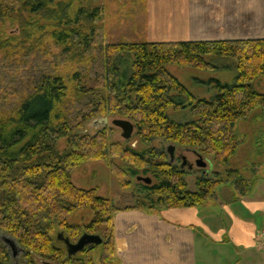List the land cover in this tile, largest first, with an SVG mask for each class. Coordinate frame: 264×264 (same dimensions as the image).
Wrapping results in <instances>:
<instances>
[{
	"label": "trees",
	"instance_id": "16d2710c",
	"mask_svg": "<svg viewBox=\"0 0 264 264\" xmlns=\"http://www.w3.org/2000/svg\"><path fill=\"white\" fill-rule=\"evenodd\" d=\"M50 2L0 0V23L15 13L39 16ZM93 16L97 23L98 12ZM78 21L67 15L66 22L54 25L51 37L56 46L62 45L54 62L42 61V48L30 50L23 56L25 66L31 56L38 57L29 70L23 67L19 81L9 75L8 80L0 78V90L22 102L0 105V236L16 241L23 254L19 262L0 239V264H97L96 246L69 257L66 247L57 243L60 234L72 243L80 237V227L69 219L82 209L94 214L87 230L103 239L100 264H115L113 218L121 210L95 190L78 189L71 180L72 172L88 161L117 158L136 172L152 174L157 185L140 183L141 193L151 201L157 198L165 209L202 207L224 184L243 197L251 190L241 173L232 170L211 178L202 175L196 192H190L184 170L171 164L166 148L158 153L150 147L170 144L178 152L196 151L220 166L228 165L241 145L238 123L257 110L264 113V95L253 87L255 80L264 78V41H139L106 46L98 28L89 34L73 29ZM12 54L3 60L17 56ZM207 58L231 60L238 72L232 84L212 82L217 93L212 99L196 98L167 71V66L213 70ZM69 62L79 65L71 89L59 73ZM170 110H190L199 121L176 123L169 118ZM115 115L135 124L147 150L136 153L110 145L106 132L95 137L81 133L91 122ZM61 139L68 144L64 155L56 150ZM145 208L139 203L133 210Z\"/></svg>",
	"mask_w": 264,
	"mask_h": 264
},
{
	"label": "crops",
	"instance_id": "0c3cea01",
	"mask_svg": "<svg viewBox=\"0 0 264 264\" xmlns=\"http://www.w3.org/2000/svg\"><path fill=\"white\" fill-rule=\"evenodd\" d=\"M146 13L144 41L148 43L156 40L157 33L167 36L165 41L159 39L162 43L264 41V0H147ZM206 62L214 69L195 70L212 76L194 77L195 86L213 91L214 96L213 81L235 82V62L219 58ZM221 70L232 72V78L216 75ZM254 90L264 95V88ZM243 138L224 173H241L251 184L246 197L225 184L202 207L117 212L113 218L115 264H264V161L259 160L260 152L243 156Z\"/></svg>",
	"mask_w": 264,
	"mask_h": 264
},
{
	"label": "rangeland",
	"instance_id": "374dc122",
	"mask_svg": "<svg viewBox=\"0 0 264 264\" xmlns=\"http://www.w3.org/2000/svg\"><path fill=\"white\" fill-rule=\"evenodd\" d=\"M16 1L17 0H7V2H14V4ZM146 10L147 0H51L48 5V10L45 11L46 13L40 14L39 16H35L36 14H34L32 17L25 12L9 15L0 23V78L2 80H8L7 76L9 75L12 78L15 77V81H19L18 77L23 73V67H27L29 70L31 67L30 62L33 63L35 58L38 57L35 55L31 56L30 61L26 60L28 65L25 66L24 61H22L25 60V57L23 58V56L27 55L30 50H38V48H42V61H48L50 63L54 62L55 57H58L60 54L62 45H55L51 33L56 31L53 27L58 24L57 21L60 22L61 20L63 23L66 22L67 15L72 19H79L77 26L72 27L73 29L76 28L78 32L82 31L84 34H89L88 32L94 28H98L104 38V44L107 46L120 43L139 42L144 41V39L146 40ZM96 12H98L100 16V20L97 23L95 22L96 17L93 16ZM156 35L157 38L156 40H153L152 43H162L159 39H162L161 37H163V41H165L164 39L167 37L162 36L164 34L158 35L157 33ZM47 47H50V55L46 51ZM7 54L17 56L4 61L3 59H5V55ZM84 63L86 62L84 61ZM215 64H217V62H215ZM11 67L13 69H10ZM78 67V64L72 62L66 64L63 63L60 67L59 73L63 76L64 82L70 87V89L73 87L71 78L76 74ZM167 71L172 76L178 78L181 83L193 91L198 97L212 99L213 91H206L203 88L195 86L193 82L194 77L196 76H202L203 78L208 79L212 75L201 73L193 68H182L178 66H167ZM216 75L227 80L232 78V72L226 70H221ZM259 80L260 78L255 80L253 86L263 89L264 82ZM0 91L1 106H4L5 104L10 105L12 103H17L18 106H20L22 103L14 96H9L5 90ZM168 115L169 118L176 123H193L199 121L192 116L190 110L179 113L170 110ZM101 119L104 118H99V120L97 119L88 124L81 133L95 137L102 132H106L110 145H120L124 149L136 153H143L147 150V146L138 139L137 130L130 141H125L122 138V131L113 125L115 120L130 121L129 119L118 115L109 116L106 117L108 122L106 126L102 124L103 120ZM239 124L240 123H238V125ZM240 128L239 134L238 131H236L237 135L241 136L239 140L244 137L242 141L246 144L242 151L243 156L251 157V155H256L257 152H260L258 154L260 155L259 160L264 161L263 111L259 110L257 113L251 114L246 120L242 121ZM169 145L170 144L163 145L161 143H156L150 148L156 149L158 153H162V151H165V148L167 150ZM56 150L60 155H64L68 152L67 139H61L57 142ZM178 150L180 149L178 148ZM183 157H186L188 162L195 167L197 157L193 154H185L181 152L176 155L174 166L180 168L183 165ZM203 159L205 161H210L213 164L212 170L211 167L208 166L210 178L216 172L224 174V166L216 164L212 158L204 157ZM133 172H136L134 167L117 158H110L107 162L103 160H92L74 170L71 174V180L78 189L85 191L95 190L98 196L109 200L113 203L116 209L119 210L134 209L139 203H142L146 207L143 209L145 211L158 213L161 210H165V208L158 206L157 198H153L151 201L145 198V195L141 193L142 189L139 186L140 182H138L137 178H151L153 180L152 186L154 187L157 185V182L153 175L145 174L144 171L136 172L138 174L134 175ZM184 172L186 174L185 180L188 185V190L190 192H196L197 181L202 177L201 171L196 168L191 172L186 167ZM93 221L94 214L88 209L79 210L70 217L69 223L80 227L82 233L75 243H77L84 234L96 235L87 230ZM0 239L11 250L16 260L21 262L23 254L16 241L5 235L0 236ZM8 241H10L15 247L12 248V244ZM57 243L59 247H65L61 240L58 239ZM102 255L103 247H96L93 253V259L97 264H100ZM39 264L45 263L40 262Z\"/></svg>",
	"mask_w": 264,
	"mask_h": 264
},
{
	"label": "water",
	"instance_id": "95a60500",
	"mask_svg": "<svg viewBox=\"0 0 264 264\" xmlns=\"http://www.w3.org/2000/svg\"><path fill=\"white\" fill-rule=\"evenodd\" d=\"M102 124L106 126L108 124L107 120H103ZM113 125L120 129L122 131V138L125 141H130L136 131L135 125L131 121L127 120H115L113 122ZM176 147L174 145H169L167 147V153L170 156L171 164L175 163L176 161ZM182 152H186L189 154H193L197 157V161L195 162V167L201 171L202 175H208V166L211 167L210 161H205L203 157L198 155L196 151H191L188 149H183ZM186 167L193 172L196 168L194 167L193 164H190L187 160L186 157H183V165L181 166V169L185 170ZM138 182L144 183L147 186H151L153 181L151 178H143V177H138L137 178ZM58 239L61 240L65 247L66 251L69 257H76L80 253L86 250L87 247L89 246H102L103 245V239L98 236V235H90V234H84L78 241L77 243H72L69 239L65 238L63 234H60L58 236ZM10 244H12L10 241H8ZM15 246L12 244V248Z\"/></svg>",
	"mask_w": 264,
	"mask_h": 264
},
{
	"label": "flooded vegetation",
	"instance_id": "af4514ba",
	"mask_svg": "<svg viewBox=\"0 0 264 264\" xmlns=\"http://www.w3.org/2000/svg\"><path fill=\"white\" fill-rule=\"evenodd\" d=\"M178 153H179V152L177 151V152H176V155H177ZM181 153H185V154H188V153H186V152H182V151H181ZM182 159H183V158H182ZM190 164H191V163H190Z\"/></svg>",
	"mask_w": 264,
	"mask_h": 264
}]
</instances>
